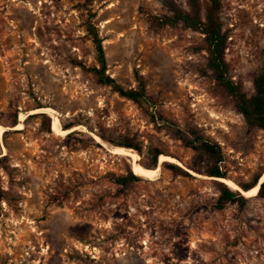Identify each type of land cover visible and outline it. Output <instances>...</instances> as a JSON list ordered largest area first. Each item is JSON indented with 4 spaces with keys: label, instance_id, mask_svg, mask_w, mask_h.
<instances>
[{
    "label": "rangeland",
    "instance_id": "obj_1",
    "mask_svg": "<svg viewBox=\"0 0 264 264\" xmlns=\"http://www.w3.org/2000/svg\"><path fill=\"white\" fill-rule=\"evenodd\" d=\"M198 1L203 16L211 0ZM218 1L228 74L251 96L264 0ZM167 16L162 0H0V264H264V198L217 209L212 160L180 139L218 146L239 192L264 177V131L215 82L204 37L161 27ZM94 37L105 75L124 90L143 82L146 106L98 82ZM116 148L156 177L115 185L132 172Z\"/></svg>",
    "mask_w": 264,
    "mask_h": 264
},
{
    "label": "trees",
    "instance_id": "obj_2",
    "mask_svg": "<svg viewBox=\"0 0 264 264\" xmlns=\"http://www.w3.org/2000/svg\"><path fill=\"white\" fill-rule=\"evenodd\" d=\"M189 10L185 11L174 0H162V4L170 12V16L164 17L159 21L161 27H176L181 23L185 29H189L204 37V43L208 52L207 68L212 72L217 85L222 87L224 91L233 99L238 113L242 116L245 125L249 131H264V62L260 73L253 79V94L247 96L232 81L228 72L229 66L225 61L224 50L226 43V35L222 30L219 18L220 2L211 0L210 5L205 8L202 16L201 6L198 0H186ZM93 45L97 54L99 68L93 69L98 82L105 86H110L122 98L143 107L148 104L144 83L139 81L136 89L124 90L118 86L113 79L105 75L106 62L101 41L93 38ZM181 133V141L183 144L194 151L200 152L212 160L211 166L207 169L206 176L214 179H225L226 175L220 167L222 163V155L218 146L203 140L195 132L191 135ZM120 146L128 149H136V147L124 142ZM159 155L154 156V166L157 165ZM177 176H189L187 172L173 164L164 166ZM261 176H257L254 180L245 185H240L243 192L256 187L261 180ZM138 177L133 175L129 170L126 176H112L111 181L118 186L125 187L128 183L138 181ZM219 191V197L216 208L222 210L227 204H237L244 206L245 198L237 191H233L223 183L216 184ZM259 197L264 198V182L257 187L256 191Z\"/></svg>",
    "mask_w": 264,
    "mask_h": 264
},
{
    "label": "bare ground",
    "instance_id": "obj_3",
    "mask_svg": "<svg viewBox=\"0 0 264 264\" xmlns=\"http://www.w3.org/2000/svg\"><path fill=\"white\" fill-rule=\"evenodd\" d=\"M47 112L53 113V111L50 109H47ZM54 129L56 131H58L59 133L68 132V131H64V130L59 129V120L57 118H54ZM113 151L117 154L130 156L132 158L131 164H132V172L134 175H136L138 177H142V178H148V179H154L156 177L158 169L147 170V169L142 168L140 165L137 164L138 158L135 154L132 153L133 152L132 150H131L132 151L131 152L130 150H127V149L116 148V149H113ZM159 162L160 163H169V164H173V165H179L177 160H175L171 157H166V156H160ZM216 180H219L220 182L225 184L231 190H238V187L229 180H225V179H216ZM263 182H264V177H262L261 180L259 181V185ZM257 187L258 186L250 189L247 192H242V195L245 197H253L256 194Z\"/></svg>",
    "mask_w": 264,
    "mask_h": 264
},
{
    "label": "water",
    "instance_id": "obj_4",
    "mask_svg": "<svg viewBox=\"0 0 264 264\" xmlns=\"http://www.w3.org/2000/svg\"><path fill=\"white\" fill-rule=\"evenodd\" d=\"M257 186H259V183H258V185H257ZM242 192H243V191H241V190L239 191V193H240L241 195H242Z\"/></svg>",
    "mask_w": 264,
    "mask_h": 264
}]
</instances>
